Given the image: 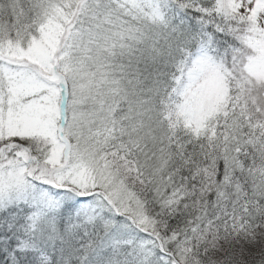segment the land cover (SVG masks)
<instances>
[{"label":"snow or ice","instance_id":"snow-or-ice-1","mask_svg":"<svg viewBox=\"0 0 264 264\" xmlns=\"http://www.w3.org/2000/svg\"><path fill=\"white\" fill-rule=\"evenodd\" d=\"M0 264H264V0H0Z\"/></svg>","mask_w":264,"mask_h":264}]
</instances>
